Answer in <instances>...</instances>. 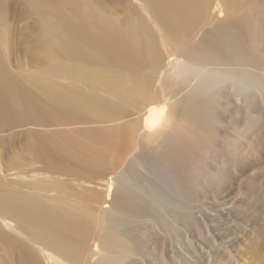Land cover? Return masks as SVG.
<instances>
[{
    "label": "bare ground",
    "instance_id": "bare-ground-1",
    "mask_svg": "<svg viewBox=\"0 0 264 264\" xmlns=\"http://www.w3.org/2000/svg\"><path fill=\"white\" fill-rule=\"evenodd\" d=\"M137 1L183 60L166 54L165 62L155 26L151 29L136 7L112 17L96 0H32L39 17L32 48L47 63L36 77L13 73L0 42V120L9 126H35L29 142L35 157L51 170L81 180L76 179L80 190L57 180L51 204L41 199L43 194L0 181V264H90L94 253L103 264L117 262L129 239L104 221L112 211L129 218H144L146 211L117 189L114 177L105 178L116 169L109 161L112 155L119 167L133 155L136 141L131 139L138 132L153 147V156L149 159L142 150L134 160L141 166L148 158L172 185L212 179V164L245 160L249 147L264 137L261 121L251 128L242 93L250 68L261 72L264 84V0H217L216 5L214 0ZM7 17V2L0 0V23ZM211 20L215 25L202 31ZM195 70L226 77L235 92L241 91L228 103L219 94L212 100L203 88L193 92L190 87L192 92L185 93L180 80ZM163 74L177 89L160 88L152 96V86ZM132 103L142 105L136 114L129 109ZM232 104L244 115L228 112ZM77 124L85 126L71 128ZM227 124L233 131L224 135ZM33 186L49 190L48 185Z\"/></svg>",
    "mask_w": 264,
    "mask_h": 264
},
{
    "label": "rangeland",
    "instance_id": "rangeland-1",
    "mask_svg": "<svg viewBox=\"0 0 264 264\" xmlns=\"http://www.w3.org/2000/svg\"><path fill=\"white\" fill-rule=\"evenodd\" d=\"M96 1L105 13L112 17H121L129 6H134L143 18H147L146 21L150 24L151 29L155 26L152 20L150 21L148 14L139 6L137 0ZM6 2L8 17L5 23H0V42L4 49L8 68L19 77H36L47 66V63H41L38 60L36 50L32 48L33 40L36 41V33H38L35 26L39 22V17L37 18V14L32 10V0H6ZM217 3V0H214V4ZM211 21H208L205 26L203 25L202 31L215 25L216 20ZM152 31L158 42V49L162 54L165 53L166 63L169 61L168 56L184 59L182 54L165 41L162 32L156 26ZM200 35L201 33L198 34L197 39ZM158 37L161 39V45H159ZM166 54L168 56H165ZM183 69L185 70V68ZM250 69L248 87L242 93L246 100L245 105L248 107L247 113L250 118L252 117L251 128L258 120L261 121L259 130L264 132L263 75L260 71ZM166 70V68L165 71L163 70L164 73ZM191 72L180 80L184 85L185 93L192 92L191 88H195L193 92H198L200 88L201 90L203 88L202 92H206L212 100H216V96L219 94V99L223 103H228V101L236 99V93L241 91L237 88L235 92L233 84L226 77L217 74H214L213 77L212 75L206 76L205 74L209 72L200 70L193 71V74ZM64 75L65 77L69 76L66 80L78 82L76 84L81 85L79 80L74 81L77 80L76 78ZM163 75L154 82L151 89L152 96L155 90L160 88L168 89V92L175 90L176 87L174 88L170 84L169 76ZM47 76L52 78L53 75ZM164 77L166 78L164 79ZM166 80L170 82V85ZM196 82L199 85L202 83L203 87H200ZM132 104L134 105H130L129 109L132 113L134 111L133 114H136L140 110L137 105L140 107L142 105L140 103ZM230 111L235 112L233 115H244L237 111L233 104L228 112ZM250 125L249 129H251ZM82 126L85 125L77 124L71 128ZM226 126L224 135L227 130L228 133L233 131L229 128V124ZM32 128L36 127L26 124L9 126L0 120V181L3 184L23 185L21 187L23 191L43 194L41 199L51 204L55 202L53 200L57 190L55 187L53 188V185L57 184V180L64 182L58 185L70 184L75 188L78 187V182L81 180L72 174L68 173L69 175H67V173L51 170L43 161L35 157L29 145ZM252 133L251 129L250 137H254ZM141 134L138 132L134 135L136 137L131 139V142L136 141L134 142L136 149L132 153L133 155L128 156L125 163L120 165L121 167L116 165L117 158L112 155L109 161L116 166V169H112L108 177L102 176L105 179L114 177V185L117 186V189L131 196L146 211L144 218H129L118 211H112L104 221V226L125 232L129 239L128 249L120 253L117 252L118 259L114 264H264V137L257 146L249 147L245 160L240 157L234 160L228 158L224 166H222V160H219L221 163L212 164L211 171L214 176L212 179L203 180L199 185H172L169 184L170 180L163 175L158 165L149 160L153 156V147L146 144ZM142 150H145L149 159L147 158V161L142 162L139 166L134 157ZM238 162L241 164L239 165ZM239 169H242L241 172ZM245 169L246 173H244ZM152 174L154 175L152 176ZM240 175L244 177L241 178ZM102 178L97 177V182ZM33 185H48L49 190L44 192ZM78 190H80L79 187ZM53 192H56L54 196H52ZM45 193L48 194L46 195L48 200L44 197ZM103 263L106 261L100 255L96 253L92 255L90 264Z\"/></svg>",
    "mask_w": 264,
    "mask_h": 264
}]
</instances>
